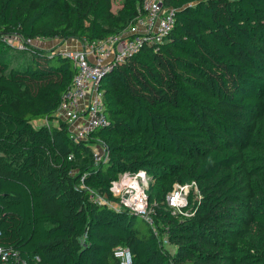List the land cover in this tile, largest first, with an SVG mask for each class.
I'll return each instance as SVG.
<instances>
[{"label":"trees","instance_id":"16d2710c","mask_svg":"<svg viewBox=\"0 0 264 264\" xmlns=\"http://www.w3.org/2000/svg\"><path fill=\"white\" fill-rule=\"evenodd\" d=\"M25 1L0 0V34L34 38L54 17L66 36L104 38L143 0H129L110 24L114 0H40L23 12ZM167 3L176 8L171 35L104 77L108 121L87 140L54 120L73 84L72 59L0 35V245L42 264H119V246L133 264H213L236 251L264 264V0ZM24 91L47 101L16 110ZM100 142L107 156L96 162ZM139 170L152 177V223L96 200H116L112 182ZM193 181L200 198L191 193L183 209L193 214L173 213L167 195ZM165 236L181 256L168 252Z\"/></svg>","mask_w":264,"mask_h":264},{"label":"built area","instance_id":"2783aa9c","mask_svg":"<svg viewBox=\"0 0 264 264\" xmlns=\"http://www.w3.org/2000/svg\"><path fill=\"white\" fill-rule=\"evenodd\" d=\"M175 15L176 8L169 5L167 0H143L138 5L135 18L120 32L93 40L77 38L76 41L80 42L77 48H63V54L74 62L76 73L72 86L54 113L55 122L66 121L74 140H87L94 130L105 126L108 119L102 89L104 77L116 65L125 62L144 47L153 46L158 49L159 44L166 42L171 35L176 24ZM26 42L30 43L31 38ZM19 47L24 48V45ZM99 146L103 150L100 151ZM106 156L105 143L100 142L94 149V159L99 162ZM151 181L152 177L145 170L121 172L110 187L116 200H108L103 195H98L96 200L117 209L127 208L152 223L154 208L148 193ZM191 193L193 200L200 198V189L195 181L176 183L166 198L168 208L173 213H183L184 207L189 205ZM186 212L187 215L193 213ZM168 241L169 238L165 236L163 242ZM114 256L119 264L134 262L128 247H117ZM0 264H42V260L40 255L24 254L14 246L0 245Z\"/></svg>","mask_w":264,"mask_h":264},{"label":"rangeland","instance_id":"374dc122","mask_svg":"<svg viewBox=\"0 0 264 264\" xmlns=\"http://www.w3.org/2000/svg\"><path fill=\"white\" fill-rule=\"evenodd\" d=\"M128 1L129 0H114L113 8L106 18L107 24H110L113 22V20L119 18V9L123 7ZM39 2L40 0H26L23 4V12L33 11L37 7ZM18 31L19 30H13L12 32L1 33L0 35L6 41H8L9 44L19 47L24 45V42H26L28 37L23 36L22 34L18 33ZM76 39L77 37L73 35L66 36L64 33H62L60 29H58L57 18L52 17L44 24L39 26L38 34L36 37L31 38L30 44L48 51H61L66 47L77 48L80 42L76 41ZM23 97V99L17 101L14 105V108L16 110H20L22 112L39 107L41 104H44L47 101V96H42L39 100L33 101L29 98L25 91L23 92ZM98 149L100 151L103 150L101 146H99ZM186 213V211H183L182 215H187ZM153 214L155 215L156 211H153ZM192 214L193 213H189L188 215ZM166 249L174 257L181 256V248L174 239L169 240ZM224 254H228V256L230 254L231 256L224 257L222 262L214 261L213 264H248L247 262H245V259L241 257L243 255L242 251H236V253L234 254H231L229 252Z\"/></svg>","mask_w":264,"mask_h":264}]
</instances>
